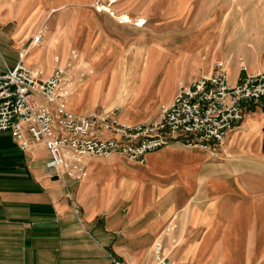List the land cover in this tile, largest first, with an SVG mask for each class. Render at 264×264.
Listing matches in <instances>:
<instances>
[{"label":"crops","instance_id":"0c3cea01","mask_svg":"<svg viewBox=\"0 0 264 264\" xmlns=\"http://www.w3.org/2000/svg\"><path fill=\"white\" fill-rule=\"evenodd\" d=\"M63 1L69 0H0V73L23 63L48 76L55 68L54 57L64 49L74 50V40L70 42L66 33L61 36L55 16L42 45L31 46L44 20L61 9ZM95 24L102 38H110L109 27L99 29ZM125 26L130 25L116 29L124 31ZM107 39H101L102 45ZM42 52L43 62L37 57ZM154 64L149 56L141 79L137 74L130 78L149 86ZM169 65L175 68L177 63ZM237 76L238 71L232 80ZM106 78L120 94L125 85L117 82V73ZM168 82L167 76L163 86ZM177 83L167 85L168 102ZM258 108L250 106L240 131L228 136V144L203 149L175 142L150 153L144 164L120 155L87 158L88 177L82 182L53 176L46 168L50 156L44 146L22 151L11 133H0V264H112L113 257L151 264L154 242L162 239L170 246L177 233L181 240L169 257L176 264H228V250L216 242V233L248 230L243 217L251 214L253 201L258 200L251 181L264 179V161L257 160L264 157V109ZM91 113L95 112L83 114ZM248 117L260 127L250 132ZM254 155L256 160H249ZM177 184L187 196L183 204L174 196ZM188 210L187 223L183 218ZM176 212L183 216L175 229ZM238 217L241 223L233 224ZM166 251L165 247L170 256ZM230 263L264 264V259L239 252Z\"/></svg>","mask_w":264,"mask_h":264},{"label":"rangeland","instance_id":"374dc122","mask_svg":"<svg viewBox=\"0 0 264 264\" xmlns=\"http://www.w3.org/2000/svg\"><path fill=\"white\" fill-rule=\"evenodd\" d=\"M62 4L61 9L47 16L38 31L48 35L50 19L55 16L63 30L61 36L66 33L70 42L74 40L72 49L77 51L78 59L69 68L73 81L69 105L78 113L110 112L117 118L121 116L123 121L130 119V124L154 121L159 117L161 106L168 103L165 97L169 83L171 86L178 80V90L179 85L189 84L209 73L216 61L228 66L232 79L241 65H246L249 72H264V0H69ZM122 15L134 20L144 19L146 25L140 29L125 26L124 31H117V19ZM91 17L93 23H90ZM95 22L99 29L109 27L110 38L100 36ZM101 39H107L103 45ZM70 50L60 53L63 64L72 62ZM149 56L155 64L153 80L146 87L145 81L142 84L137 80L139 73L145 74L142 69ZM37 57L41 62L45 60L43 52ZM169 63H177V66L170 67ZM115 66H118L117 72H114ZM132 69L138 71L133 73ZM89 70L94 74H88ZM115 73L117 82L125 85L120 94L115 93L111 80L106 78ZM136 74L137 80L130 78ZM167 76L170 82L163 86ZM248 124L250 132L260 127L256 120ZM254 159L255 155L249 160ZM257 160L264 161V157ZM251 182L254 198L258 200L253 201L251 214L243 217V225L248 230L217 232L215 236L216 242L228 250L230 262L239 252L264 259V179ZM174 196L178 204L187 200L181 184L174 187ZM188 213L190 210L183 222L190 221ZM182 214L174 215L175 229L182 222ZM239 219L234 218L232 223L238 225ZM177 234L170 246H164V253L166 247L170 258L175 253L174 244L181 240V233ZM230 262L228 264H232Z\"/></svg>","mask_w":264,"mask_h":264},{"label":"built area","instance_id":"2783aa9c","mask_svg":"<svg viewBox=\"0 0 264 264\" xmlns=\"http://www.w3.org/2000/svg\"><path fill=\"white\" fill-rule=\"evenodd\" d=\"M117 21L139 29L146 25L128 15ZM45 36V31L38 32L31 46L40 47ZM76 58L75 50L70 51V63L55 56L48 76L23 63L0 73V133H11L22 151L44 146L50 156L46 168L55 177L84 181L86 159L91 157L120 155L144 164L150 153L175 142L191 148L220 147L241 126L251 105L264 109V72H249L241 65L233 81L228 66L216 61L209 73L179 85L154 121L130 124L110 112L73 113L68 109L73 90L69 68ZM153 258L152 264H176L165 255L163 241L154 243ZM112 264L129 263L113 257Z\"/></svg>","mask_w":264,"mask_h":264},{"label":"bare ground","instance_id":"6f19581e","mask_svg":"<svg viewBox=\"0 0 264 264\" xmlns=\"http://www.w3.org/2000/svg\"><path fill=\"white\" fill-rule=\"evenodd\" d=\"M119 19V18H118ZM140 20H144V19H141V18H139ZM146 21V20H145ZM77 52V51H76ZM78 59V54H77V58L75 59V60H77ZM74 60V61H75ZM67 61V60H66ZM62 63H63V61H62ZM136 71H133V73H135ZM132 73V74H133ZM94 74V71L92 70V75ZM143 76V72H141V73H139L138 74V78H140L141 79V77ZM137 83H138V81H137ZM125 88V87H124ZM135 89H136V87H135ZM124 91V90H123ZM68 109L70 110V111H72L73 113H76V112H74L71 108H70V105H69V103H68ZM93 111H95V110H93ZM92 112V111H91ZM77 114H83V113H77ZM121 121L122 122H124L123 121V119H121ZM252 120H247V122L246 123H250ZM156 243H158L157 242V240L155 241Z\"/></svg>","mask_w":264,"mask_h":264}]
</instances>
